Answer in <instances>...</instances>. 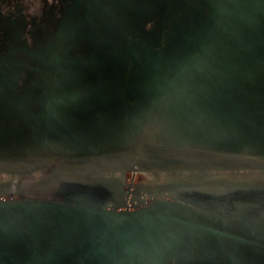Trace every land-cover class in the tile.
Instances as JSON below:
<instances>
[{"label":"water","instance_id":"1","mask_svg":"<svg viewBox=\"0 0 264 264\" xmlns=\"http://www.w3.org/2000/svg\"><path fill=\"white\" fill-rule=\"evenodd\" d=\"M113 3L70 13L84 57L40 37L0 66V90L22 89L2 112L0 171H49L0 183V264H264L263 241L242 252L245 234L264 238V180L134 184L140 166L264 170V0Z\"/></svg>","mask_w":264,"mask_h":264},{"label":"flooded vegetation","instance_id":"2","mask_svg":"<svg viewBox=\"0 0 264 264\" xmlns=\"http://www.w3.org/2000/svg\"><path fill=\"white\" fill-rule=\"evenodd\" d=\"M113 2L114 0H0V66L10 61L16 60L18 64L21 61L32 59L26 48L31 49L38 45L40 37H42L41 42H45L48 46H54L62 41L68 43L69 47L75 45L77 37L83 31L81 28L78 30L73 28V19L70 17V13L74 12L79 15L88 10L104 12V9L107 11L114 9L113 12L118 14L116 12L118 9L115 8ZM132 3L136 4L137 0H132ZM48 21L51 22V25L47 23ZM257 28L264 30V11L263 14H259ZM10 36L11 39L13 38L12 41L8 39ZM77 43L85 49L79 55V57H84L86 51L90 49V42L81 40ZM8 48L15 49L16 52L12 50L15 55L9 54ZM85 61L89 62L90 58H86ZM21 76L19 73L16 80L20 81ZM21 93V88H17L16 91L8 87L0 90V123L3 122L2 112L10 107L11 96ZM257 234L253 236L245 234L247 239H251L255 243L250 245L251 250L248 249L249 245H247V249L242 251L243 255H249L250 251L263 255L262 252H259L260 250H252L255 244L264 242V238L259 239ZM261 236L264 237L263 234Z\"/></svg>","mask_w":264,"mask_h":264},{"label":"rangeland","instance_id":"3","mask_svg":"<svg viewBox=\"0 0 264 264\" xmlns=\"http://www.w3.org/2000/svg\"><path fill=\"white\" fill-rule=\"evenodd\" d=\"M206 167H208L209 170H205V172L200 175L198 173L202 172L201 169L197 167H192V166L171 165V166H168L162 169H157V168L151 169V168H144L143 166H140L138 171L135 174V180H134V184L135 185L138 184L137 189H136L137 196L139 195L138 194L139 191H143L145 189L148 190L151 187H153V185H155V187H158L164 183H168V182L178 180V179L189 181L192 178H195L197 174L198 176L202 177L204 181L206 180L212 181V179H214L216 181L226 182L222 178V176H220V172L218 171L226 170L225 172H229L233 168L234 170L237 171L235 174H233V176L238 175L239 171L243 170V171H249L247 174V178L249 180H253V181L264 180V170L261 167L253 165L251 163H246V164L238 163V164H231L228 166L226 165V166H206ZM43 170L45 169L19 168L20 172H13V171L6 172L5 170L0 171V182L1 181L7 182V181H11L12 179L21 180L23 178H26L23 176H28L30 172L32 171L33 172L31 173L28 179L36 180L37 182H45L48 180L49 171L48 170L43 171ZM120 173H121V169L119 171L114 170V172L110 173L109 176H115V178L119 180ZM122 177L127 184L130 183L132 179V171L131 170L125 171ZM242 180H245V179H242ZM236 181H239V180H236ZM1 197L6 198V196H1ZM151 197L152 196L147 193L142 194L139 199H135L132 197L131 202H130L131 207H134V205L139 203V201L146 202Z\"/></svg>","mask_w":264,"mask_h":264},{"label":"bare ground","instance_id":"4","mask_svg":"<svg viewBox=\"0 0 264 264\" xmlns=\"http://www.w3.org/2000/svg\"><path fill=\"white\" fill-rule=\"evenodd\" d=\"M246 164V163H245ZM176 166H177V164H175ZM241 165V164H240ZM169 166H171V165H169ZM178 166H180V165H178ZM181 166H184V165H181ZM185 166H187V165H185ZM215 166V165H214ZM228 166V165H227ZM144 168H151V169H162V168H166V167H168V166H163V167H159V166H143ZM197 168H200L201 169V173H198V174H202V173H204L205 172V170H209L208 169V167H206V166H199V167H197ZM247 168V167H246ZM250 168V167H249ZM190 169V168H189ZM242 169V168H241ZM115 170H117V171H119L120 170V168H115ZM248 170V169H247ZM6 172H9V171H13V172H20L19 171V168H15V169H13V168H11V169H9V170H5ZM43 171H45V170H43ZM226 171V170H225ZM225 171H222V170H220V171H218V172H220V176H222V178L226 181V182H230V181H236V180H242V179H245V180H248V178H247V174H248V171H239V173H238V175H234L233 176V174H235L237 171L236 170H234V168L232 169V170H230L229 172H225ZM33 172V171H32ZM32 172H30V174L28 175V176H23V177H26V178H23V179H21V180H24V181H26V182H32V183H40V182H37L36 180H30V179H28L29 178V176L31 175V173ZM21 173H23V172H21ZM181 173V172H180ZM214 173V172H213ZM198 174H197V176H198ZM67 175L69 176V177H73V178H81V179H90V177H91V173L90 172H82V173H67ZM21 176V175H20ZM98 176H99V178L100 179H106V178H109V179H112V178H115V176H109V174H105L103 171H99L98 172ZM197 176L195 177V178H192L191 180H189V181H195V182H197V183H201V184H206V185H218V184H224V183H226V182H220V181H216V180H214V179H212V181L210 180V181H204V179L202 178V177H198L197 178ZM117 179V178H116ZM11 181H17V180H15V179H12ZM174 181H180L179 179L178 180H174ZM188 181V180H187ZM172 182V181H171ZM0 183H5V182H3V181H1Z\"/></svg>","mask_w":264,"mask_h":264}]
</instances>
